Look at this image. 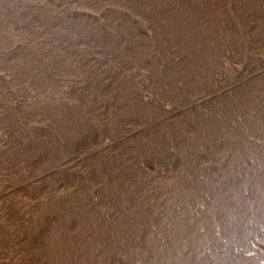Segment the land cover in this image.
<instances>
[{
  "label": "trees",
  "instance_id": "trees-1",
  "mask_svg": "<svg viewBox=\"0 0 264 264\" xmlns=\"http://www.w3.org/2000/svg\"><path fill=\"white\" fill-rule=\"evenodd\" d=\"M0 264H264V0H0Z\"/></svg>",
  "mask_w": 264,
  "mask_h": 264
},
{
  "label": "water",
  "instance_id": "water-1",
  "mask_svg": "<svg viewBox=\"0 0 264 264\" xmlns=\"http://www.w3.org/2000/svg\"><path fill=\"white\" fill-rule=\"evenodd\" d=\"M121 137H123V136L117 137V138L113 139L112 141L118 140V139H120ZM81 156H82V155H81Z\"/></svg>",
  "mask_w": 264,
  "mask_h": 264
},
{
  "label": "bare ground",
  "instance_id": "bare-ground-1",
  "mask_svg": "<svg viewBox=\"0 0 264 264\" xmlns=\"http://www.w3.org/2000/svg\"><path fill=\"white\" fill-rule=\"evenodd\" d=\"M97 149V148H96ZM93 150H95V149H93ZM92 151V150H91ZM90 152V151H89ZM84 155V154H83Z\"/></svg>",
  "mask_w": 264,
  "mask_h": 264
}]
</instances>
